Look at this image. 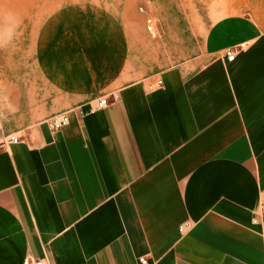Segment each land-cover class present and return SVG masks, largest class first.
I'll return each instance as SVG.
<instances>
[{
	"label": "crops",
	"instance_id": "0c3cea01",
	"mask_svg": "<svg viewBox=\"0 0 264 264\" xmlns=\"http://www.w3.org/2000/svg\"><path fill=\"white\" fill-rule=\"evenodd\" d=\"M133 3L54 11L3 86L0 140L21 142L0 151V264H264L263 23L221 17L157 68Z\"/></svg>",
	"mask_w": 264,
	"mask_h": 264
},
{
	"label": "rangeland",
	"instance_id": "374dc122",
	"mask_svg": "<svg viewBox=\"0 0 264 264\" xmlns=\"http://www.w3.org/2000/svg\"><path fill=\"white\" fill-rule=\"evenodd\" d=\"M84 2L110 6V10L115 7L122 16L135 2L130 13L138 18V28L165 47L156 53L157 68L189 58L210 25L221 17L248 14L264 25V0H0V93L3 86L32 76L33 38L42 22L64 5Z\"/></svg>",
	"mask_w": 264,
	"mask_h": 264
},
{
	"label": "built area",
	"instance_id": "2783aa9c",
	"mask_svg": "<svg viewBox=\"0 0 264 264\" xmlns=\"http://www.w3.org/2000/svg\"><path fill=\"white\" fill-rule=\"evenodd\" d=\"M248 46H249V43L241 44V45L230 47L229 49H227L225 51V56L228 62L235 61L236 58L238 57L237 55L245 51L248 48ZM162 83H163L162 81H158V85H162ZM153 88L154 87L151 86V89ZM108 105H109L108 98H104L98 104V109L101 110L102 108H105ZM70 119H71L70 112L66 111L64 113L52 116L46 121V123L51 131L57 132V131L64 129V127H66L67 125H69ZM20 142H21V139L18 136L8 135L7 138L0 140V151L7 149L9 147V144H18ZM260 204L261 206H260L259 212L256 215H254L252 218V223L256 225H259L261 223L264 225V222H262L264 220V198L262 199ZM183 230L184 228L182 227L181 231ZM141 263H146V261L142 259ZM23 264H44V261L30 258V259L25 260Z\"/></svg>",
	"mask_w": 264,
	"mask_h": 264
}]
</instances>
